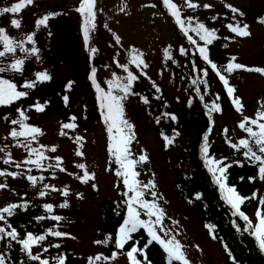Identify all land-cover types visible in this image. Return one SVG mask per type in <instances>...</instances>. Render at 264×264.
Returning a JSON list of instances; mask_svg holds the SVG:
<instances>
[{"label": "rangeland", "instance_id": "1", "mask_svg": "<svg viewBox=\"0 0 264 264\" xmlns=\"http://www.w3.org/2000/svg\"><path fill=\"white\" fill-rule=\"evenodd\" d=\"M63 1L71 6H77L80 2V0ZM174 1L179 4L181 13L183 11L185 16L195 17L199 21H207L214 17L217 19L221 14H231L232 11L226 5L239 9L249 5L251 0H192V3L199 5L195 9L189 8L185 0ZM48 2L53 3L52 0H48ZM12 4L8 3L7 7ZM205 4L211 5V7L205 8ZM147 5H152L149 0H96V20L106 23L121 38L120 44L127 52L133 47L142 52V58L147 64V67L143 69L147 75L141 74V69H133L134 74H137L143 81H135L132 88L135 95H129L123 101L124 118L137 129H134L135 136L130 145L134 147V144H140L137 149V160L140 155L147 157L146 161L140 162L143 180L140 179V176L137 179L143 183L154 179L157 185L156 191L159 194L157 200H163L162 207L169 216L165 226L173 228L174 235L178 233L177 239L183 245V251L190 264H223L222 252L216 244L210 241L198 215L174 190L173 174L168 172L169 163L163 155L161 141L158 135H155L154 125L156 122L151 119L148 113L149 110L156 120L159 118V121L164 120L175 125L184 134L183 139L189 141L196 139L201 127L209 125V117L204 112L192 109L184 99L178 97L176 90L169 85L170 75L164 64V50L168 48L170 52L169 46L176 47L174 34L170 31L165 15L159 12L158 7ZM78 20L80 21L79 16ZM52 26L58 34V45L63 48L69 58L66 60L73 64L83 65L84 58L76 16L74 15L72 19L59 18L53 21ZM248 31L250 35L247 37H240L236 34L233 37V45L241 56L239 62L264 66V59H257L259 43L264 44V27L253 25L248 28ZM252 60L255 62H250ZM116 61L121 64L124 62L123 58H117V55L114 59L115 64ZM85 71L84 68L77 71V74L82 77V86L69 96L68 110L57 105V96H54L55 101L51 103L49 110V114L53 112V115L45 121H40L34 110H26L24 104L28 100L27 97L13 102L11 105L0 106V149H5L0 151V157L3 160L8 159L7 154L10 153L11 158L13 157L10 163L21 165L17 173L19 172L23 176L31 174L38 178L43 177L42 180L38 179L35 185L32 182L30 184L36 190L37 200L55 201L61 206L63 199L59 189L67 187L69 192L67 203L72 204L73 207L67 210L69 217L66 220L73 219L75 221L70 229L68 245L81 254L90 255L97 251L94 249L92 241L97 234L99 206L104 202L113 205L118 198L113 189L112 174L103 170L107 159L104 152L107 133L103 129L105 124L101 117L94 87L92 86L93 92H91L88 89L89 86L83 84L86 77ZM97 73L102 88L107 91L109 86L106 82L114 78L113 74L103 64L98 66ZM242 77L245 99L247 102L255 104L254 110L249 113L250 116H253L260 108L259 102L264 101V79L252 74H243ZM157 87L160 89L159 92L156 90ZM145 97L148 100L146 104L141 100ZM18 108L23 110L28 117L25 121L27 124L41 129L42 134L35 141L23 137L13 139L10 136V131L13 128L19 130L18 125L11 124L12 119L20 118ZM68 112H74L76 120L78 123L80 122L83 129H86L85 131L78 129L77 132L76 130L73 132L62 127L60 119ZM165 113L174 114L177 119L173 121ZM5 116L9 118L7 121L3 119ZM47 117L48 115L42 116L44 119ZM221 123L222 121L218 119L214 137L217 136L218 126ZM62 132L65 134L62 135ZM77 137L81 139L77 140ZM84 140L86 148L82 152L81 158L78 159L76 151L81 149ZM228 140L235 143L231 133L226 139L227 146H230ZM29 144L31 148L43 152L45 157L51 158L41 162L45 170L35 168L34 164L23 163L29 157V152L25 147ZM42 145L45 147H41ZM53 146L56 147L55 152L50 151ZM177 155V152L173 154V161ZM57 156L62 158L60 166L65 168V171H60L58 167H53L52 171H48L47 165H55ZM32 158L35 159V156ZM78 163L85 164L87 170L95 174V179L87 184L77 179V176L83 175V170L76 167ZM150 171L152 175H150ZM50 173L51 175H49ZM1 182L3 183V181ZM93 183L97 185L96 189L92 188ZM41 191L45 193L44 196L39 195ZM7 196L8 192L4 188L0 189V203H3ZM148 197L151 196L148 195ZM173 220L177 221L178 225H173ZM161 235L163 234L161 233ZM117 261L120 264H129L123 255L118 257Z\"/></svg>", "mask_w": 264, "mask_h": 264}, {"label": "snow or ice", "instance_id": "2", "mask_svg": "<svg viewBox=\"0 0 264 264\" xmlns=\"http://www.w3.org/2000/svg\"><path fill=\"white\" fill-rule=\"evenodd\" d=\"M34 0H17V2L13 3L10 7L0 8V15H4L6 13L18 14L24 8L32 5ZM163 6L167 9L169 15L174 18L175 24L179 27L180 31L183 33L189 44L197 45V41L193 39V37L189 34L190 32L195 33L199 36L200 40L204 42V46H198L197 50L200 58L205 61L211 68L212 72L219 77V80L223 83L224 88L226 89L227 95L232 99V104L235 107V110L238 113H241L242 120L239 122L238 127L247 134L248 138H242L237 143H232L231 140H228L230 147L239 151L241 148L244 149L243 155L250 162L257 164L258 167V175L260 179L264 180V101H260V108L257 110L255 114V118L243 116V104L241 98L234 97V92L236 91L232 86L229 85V81L226 76L222 73V71L218 68L217 64L212 62L208 55L207 45L211 44L214 39L217 38L216 30L209 29L205 26L204 23L197 22L195 26L192 24V17H188L187 21L182 18L181 12L176 3L173 0H162ZM185 3L189 8H197L198 4L192 3V0H185ZM151 7H155L156 5H147ZM205 8H210L211 5L205 4ZM233 13H236L238 10L231 5H226ZM76 11L83 18L82 32L83 39L85 45L87 46L89 43V34L90 31L93 30L96 19V0H80L79 6L76 8ZM56 15L55 13L43 15L41 18L35 21V26L40 28L41 26L47 27L48 21L51 16ZM243 15V13H241ZM215 19V17L213 18ZM264 23V20L260 21ZM11 26L15 28L21 27L20 19H12L10 21ZM226 27L237 36L247 37L250 35L248 31V25L244 24L242 27L239 24L233 25L232 23H228ZM35 33L26 34L19 38H14L10 36L7 30L4 27H0V59L7 58L9 56L12 57V61L10 64L0 66V73L5 72L6 70H10L15 73L23 74L25 58H17L15 56L17 49L21 53H24L25 56H36L39 59V49L35 46ZM227 39V37H225ZM121 38L116 35L115 41L117 44L120 43ZM25 44H30V48H26ZM171 46H169L170 48ZM227 47V45H225ZM96 48H90V52L92 54L96 53ZM180 53L186 54L187 49L181 46L179 48ZM143 57V53L140 52L135 47L128 50V62L125 64H121L119 61H116L117 67L121 68L123 72L127 73L124 77H118L113 73V79L108 80L106 83L108 84V90L105 91L100 83L97 82L96 79V69L93 67L91 69V74L89 79L91 80L92 86L94 87L97 96L96 99L99 102V108L101 112V117L106 126L107 136H108V144L107 151L109 155L113 158L110 160V164H114L117 166L114 170L115 176L122 178L123 185V197L125 199L122 202L126 205V214L122 218V222L119 224L118 229L115 233L114 244L116 249H124L125 245L133 239V234L138 232L140 229H143L146 233L148 239L147 242L143 245V247H138L140 244L139 240H136L129 250L126 251V257L128 259L129 264H151V261L148 260L146 249L155 242L163 252L166 254L167 264H173V261L179 262V264H190L189 260L186 258V255L183 251V245L177 239V234H173L174 229L165 226V218L166 212L165 210L157 203V199L159 197L158 192L156 191V183L154 179L148 180L147 183H143L139 179L140 172L136 170V165L142 161H146L147 157L145 155H140L139 159H133L132 153L130 149L131 141L134 139V125L131 124L127 119L124 118V105L123 101L129 95H135L133 92V83L139 79L137 74H134L133 71L129 70V65H134L135 68L141 69V74L147 75L143 72V69L147 67ZM164 58L165 60H171V53L168 48L164 50ZM235 57H232L229 63L224 67L223 72L232 73L235 69L245 68L250 72H257L261 75H264V68H247L245 65H241L239 63H233L235 61ZM175 63V61H173ZM197 65L193 63V69H195ZM203 75L207 77L209 75L208 69H201ZM51 76L45 71H37L34 73V79L30 81H24L22 84L23 89H32L36 86L37 82H45L49 81ZM71 83L69 82L67 87H71ZM193 84L197 83V80L192 81ZM199 83L207 85L206 80H200ZM155 87V84L153 85ZM156 90L159 92L160 89L157 87ZM196 92L199 93L200 89L197 88ZM28 92L24 90H18L16 83L9 79H0V106L11 105L13 102L27 97ZM65 103L67 104L68 97H63ZM159 99V97H157ZM201 99L203 97L201 96ZM219 99V96H217ZM144 103H148L147 98H144ZM32 107L35 108V111L42 112L44 111L46 104H41L39 101H36ZM208 107L209 115L211 112H220L222 111L220 105L213 101L210 105H206ZM19 112V119H12V125H18L19 130L13 128L10 131V136L13 139L18 138H31L32 141H35L39 135L42 134L41 129L35 126H31L27 124L25 121L28 117L25 115V112L21 109H17ZM165 115L170 116V118L175 121L177 117L174 114L165 113ZM4 120H8L7 116L3 117ZM71 120H75L76 117L73 116L70 118ZM157 123H159V118H157ZM64 129H72L75 127L73 123H64L62 125ZM224 132L227 133V129H224ZM64 135L65 133H61ZM163 135V133H162ZM164 140L166 145L171 144L172 138L164 135ZM81 138L77 137V140ZM29 152V157L23 163L25 164H34L37 168H43L44 165L41 163L45 159H51L50 157H45L43 152H40L38 149L31 148L30 144L25 145ZM45 147V146H41ZM5 149H0V151H4ZM50 151L55 152L56 147H51ZM201 152L203 153L204 165L207 168L208 172L212 175L213 182L218 185L221 199L230 206L232 209V215L238 216L242 219L244 223V231L250 233V235L254 236L259 250L264 252V198L259 199V207L255 212V217L257 223L253 225L251 219L241 210V205L246 199L249 197H245L240 195L234 186H229L227 184L226 172L230 165L224 164L222 160L215 158L210 155V143L208 135L203 137V144L201 146ZM8 159L4 160L5 164L11 162V154L8 153ZM77 156H82L83 153L79 150L76 151ZM35 156V159L32 157ZM56 164H48V168L58 167L60 171H65V168L61 167L62 158L55 157ZM21 165L19 163L16 164V167L19 168ZM76 167L83 170V175L77 176L82 183L87 184L89 181L95 179V174L90 173L86 165L83 163L76 164ZM110 171L113 169H109ZM31 171V169H29ZM18 173L15 172H6L0 171V176H13L15 177ZM27 179L35 185L38 179L42 180L43 177H36L32 175H28ZM250 180H253L254 177H249ZM93 189L97 188V185L93 183ZM7 187L6 184H0V189ZM45 187H48L45 185ZM56 190V189H53ZM62 194L67 197L69 192L67 187L63 189ZM40 196H44L45 193L41 191L39 193ZM146 195H150L152 197L151 200L146 199ZM199 194L197 195V199H199ZM255 198V194L253 197ZM20 207L17 204H9L2 209H0V221H4L7 224L8 228H11V231H7L4 227H0V239L3 238L4 235L11 237L13 240H16L18 237V233L15 228H12L10 224L7 223L5 218V213L10 217L13 215V210ZM26 207V205H25ZM61 207H67V202L61 205ZM44 208L48 213L53 211L52 204H45ZM119 214V213H117ZM142 216L147 217V219L142 218ZM154 217V219H153ZM36 219L41 220L44 219L43 216L37 217ZM51 219L54 221H60L63 219L61 216L53 215ZM173 225H178V222L173 220ZM209 233L212 236V239L215 240L217 237L215 236V225L209 224L206 225ZM233 227L236 228L237 231H240L241 228L239 225L233 221ZM161 233L163 235H161ZM49 234L54 235L55 237H66L69 234L61 231L52 232L49 230ZM45 235H34L29 232L26 234L25 238L19 239L17 242L20 243L23 247V250L27 253L29 258L33 261H39V264H49L47 259H41L40 255H33L32 247L33 245L42 242L45 240ZM74 238V237H73ZM113 237L111 235L107 236L104 240L95 241L96 244H107L109 240H112ZM54 247L59 248L60 245H53ZM224 249L227 255L233 259V264H235V259L232 257L231 251L228 250V246L224 245ZM47 251V248L44 249ZM143 257V260L137 258V254ZM118 253L113 251L111 256H103L96 255L95 257L88 258V264H94V261H108L115 260L117 258ZM57 264H65V257L58 256L56 257ZM0 264H5V258L3 255H0Z\"/></svg>", "mask_w": 264, "mask_h": 264}, {"label": "trees", "instance_id": "3", "mask_svg": "<svg viewBox=\"0 0 264 264\" xmlns=\"http://www.w3.org/2000/svg\"><path fill=\"white\" fill-rule=\"evenodd\" d=\"M61 7L62 5L60 6V10H62ZM262 12V8L260 6H256L253 10L245 13L246 21L248 23L255 22L256 18L262 17ZM103 29L106 30L105 28ZM214 29L217 31L216 36L218 39L210 44L212 47L210 53L223 72L224 67L230 61L228 59L229 52L224 49V45L227 42L225 37L230 36L231 32L229 29H224L220 23H218ZM179 41L182 42L181 35H179ZM191 59L195 64L202 67L200 63L202 59L195 50ZM224 73L231 76L233 72L230 74L227 72ZM192 75L193 69H191V75H188L184 70H182V77L179 81L181 88L187 92L186 94L188 96H193V88L189 82ZM212 76L214 77L217 96H219L218 103L224 111L228 123L232 125L233 122V124L238 127V112L228 99L219 78L209 70V75L207 77H209L210 80H213ZM208 100L209 99L207 98V101ZM157 130L161 134L162 138L164 135L172 138L173 142L168 145H166L163 138L165 142V154L170 161L172 150H175L176 147L181 150V155L177 160V191L197 213L205 226L209 224L216 226L214 234L217 239L213 241L219 243L222 247L226 264H233V259L227 255L224 245H227L228 250L231 251L232 257L235 259V264H264V258L260 256V254L262 255V252L259 250L254 236L243 230L245 222L242 219L238 216L232 215V209L221 199L219 187L213 182L212 175L208 172L204 165L203 153L201 152V146L203 144L201 136L199 137L198 143L188 144L185 141L182 146H175L179 138V134L177 132L172 130L170 127L159 125ZM239 130L241 132V136L237 139V143L242 138H248L245 132H243L240 128ZM209 143L210 155L215 158H220V156L226 154L221 151V147L216 145V143L210 141ZM243 151L244 149L241 148L234 155V157L239 160L238 164L230 160L224 162V164L230 165L225 175L227 177L226 182L229 186H234L240 195L249 197V199H246L241 205V210L252 217L253 212L261 207L259 205V199L264 198V191L260 192L259 189L260 177L257 173V164L250 163L244 157ZM188 155H192L191 161L188 159ZM112 159L113 158L110 157V160ZM110 165L112 166L113 164ZM188 167L190 170L187 173L186 171ZM249 177H254V179L250 180ZM23 180L25 181L24 178ZM21 183L22 180L16 179L15 184L10 183L8 186L9 193L15 195L16 197V202L14 204L20 205V207L14 209L13 215L10 217L6 213L4 214L7 223L10 224L12 228H15L18 233L16 240H13L7 235H4L3 238L0 239V255L4 256L5 264H39V261L31 260L21 247V244L17 242L19 239L25 238L26 234L29 232L34 235H45V240L33 245L32 248L35 250L33 255H40L41 259H47L49 264H57L56 257L61 255L65 257V264H88V260L82 259L80 254L72 251V249H70L68 245L62 241L61 237H55L54 235L49 234V230L54 232L59 231L61 228L57 221L51 219V216L56 215L57 209H53L51 213H48L44 208L45 204H40L33 200L31 192H27V198L26 196L22 197L21 195L14 193L16 190L23 188V184L21 185ZM116 184L120 195L123 197L124 189L122 185V178L116 176ZM198 194L200 196L199 199H197ZM253 194H255V198H252ZM123 198L125 199V197ZM24 202H27V204H25L26 207L23 204ZM262 211H264V209H262ZM41 216H43L44 219H36ZM123 217L124 213L120 212L115 206H109L107 203H103L100 206V220L98 223L99 235L97 240H104L109 235L113 237V239L109 240L107 244L95 243L100 255L110 257L113 251H117L114 244V238L117 227L122 222ZM142 218L147 219L145 216H142ZM233 221L240 226V231H237L236 228L233 227ZM0 227H4L6 232L11 231V228H8L4 221H0ZM207 231L209 233L208 229ZM147 239L148 237L144 230L140 229L138 232L133 234V239L130 240L121 251L126 253L136 240L140 241L138 247H143V245L147 242ZM56 244L60 245V247L57 248L53 246ZM45 248H47L46 252L44 251ZM145 251L148 260L151 261V264H167L166 255L161 251L160 246L155 244V242H153ZM137 258L143 260V257L140 256L139 253L137 254ZM94 264L116 263L114 260L110 259L108 261H94ZM173 264H179V262H173Z\"/></svg>", "mask_w": 264, "mask_h": 264}]
</instances>
